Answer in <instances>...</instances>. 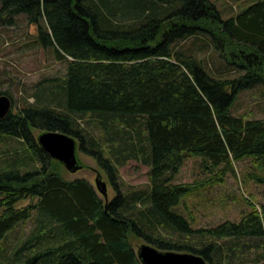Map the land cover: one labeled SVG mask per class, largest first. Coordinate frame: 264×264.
Returning <instances> with one entry per match:
<instances>
[{"label": "trees", "instance_id": "obj_1", "mask_svg": "<svg viewBox=\"0 0 264 264\" xmlns=\"http://www.w3.org/2000/svg\"><path fill=\"white\" fill-rule=\"evenodd\" d=\"M18 14L65 69L0 117V264H142L133 237L207 264H264V201L209 225H195L187 203L242 159L245 178L264 185V116L231 112L239 92L264 82V0L227 16L214 0H0V23ZM206 48L220 66L206 65ZM36 129L74 136L114 194L65 177ZM188 156L199 175L176 180ZM130 158L147 166L142 186L122 184Z\"/></svg>", "mask_w": 264, "mask_h": 264}, {"label": "rangeland", "instance_id": "obj_2", "mask_svg": "<svg viewBox=\"0 0 264 264\" xmlns=\"http://www.w3.org/2000/svg\"><path fill=\"white\" fill-rule=\"evenodd\" d=\"M214 1L222 14L227 16L251 0ZM35 32V25L27 22L23 14L16 15L14 24L0 23V86L12 94L14 101L11 103V108L13 110L22 103L24 98L29 101L33 100L32 92L36 89L35 84L38 80L52 75H62L65 69L63 60H57L50 48L38 44L34 39ZM199 55L212 69L223 62L218 53L210 51L209 48L200 51ZM231 112L243 113L247 116H264V82L239 92L231 106ZM39 132L37 129L34 130L35 135ZM78 156L84 164L83 167L69 171L62 166V174L70 179L84 177L95 186L94 177L98 169L106 181L107 198H110L114 194V189L105 173L98 168L95 159L81 151L78 152ZM198 159V157L188 156L176 180L191 181L198 176ZM235 166V175L229 173L222 183L187 199L188 207L195 217V225L214 224L227 217L237 219L244 209L249 208L248 199L256 204L264 201V185L245 178V171L250 168L248 159L237 161ZM146 170L147 166L142 162L135 158L128 159L119 167L122 184L125 187L144 185L147 182ZM33 223L34 220L30 218L14 228L5 241L8 250L9 246L16 242V236L21 238L29 233ZM142 242L146 241L134 237L131 239L135 250Z\"/></svg>", "mask_w": 264, "mask_h": 264}, {"label": "water", "instance_id": "obj_3", "mask_svg": "<svg viewBox=\"0 0 264 264\" xmlns=\"http://www.w3.org/2000/svg\"><path fill=\"white\" fill-rule=\"evenodd\" d=\"M11 98L6 93L0 94V117L11 107ZM40 146L49 155L59 160L66 169L75 171L83 167L78 156L77 141L74 136L59 130H41L36 135ZM97 190L107 198L106 181L97 169L94 177ZM137 256L142 264H207L204 257L193 251H181L173 249H160L148 242L140 243L136 248Z\"/></svg>", "mask_w": 264, "mask_h": 264}]
</instances>
